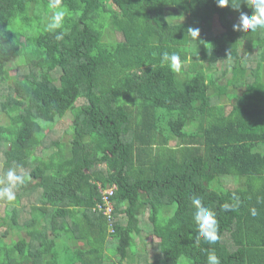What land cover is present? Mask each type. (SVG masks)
<instances>
[{
  "label": "trees",
  "instance_id": "obj_1",
  "mask_svg": "<svg viewBox=\"0 0 264 264\" xmlns=\"http://www.w3.org/2000/svg\"><path fill=\"white\" fill-rule=\"evenodd\" d=\"M51 2L0 0V180L25 176L0 199V264H122L148 254L136 248L144 221L160 264H208L212 250L220 264H264V29L232 27L252 9L60 0L62 28L49 32ZM106 25L117 42H103ZM165 52L180 72L161 65ZM98 185L116 186L113 231L93 211ZM193 196L216 213L214 244L196 242Z\"/></svg>",
  "mask_w": 264,
  "mask_h": 264
},
{
  "label": "clouds",
  "instance_id": "obj_2",
  "mask_svg": "<svg viewBox=\"0 0 264 264\" xmlns=\"http://www.w3.org/2000/svg\"><path fill=\"white\" fill-rule=\"evenodd\" d=\"M218 7L224 8L231 4L230 0H215ZM245 4L248 8L252 9V14L241 12L239 21L233 24V31L241 32H256L258 29H264V0H240V3ZM60 0H52L50 7L57 9L53 12L50 17L49 23L46 25L45 30L53 32L56 29L62 28L63 20L66 16V11L59 8ZM240 3L231 4L235 9L240 8ZM190 38L198 39L200 35V29L198 27H189L187 30ZM63 38V33L56 35V39L60 40ZM161 65H166L171 71L180 72L182 68L181 57L177 53H163L161 55ZM25 182V176L19 174L16 169L11 168L5 173L3 180H0V199H5L12 202L16 199V193L14 189L18 186L23 185ZM236 203H224L222 208L224 211H234L238 207V198ZM192 205L195 208L193 219L196 225L197 235L195 237L196 242L199 243L201 240L206 241L209 244H214L219 240V224L216 218V213L203 205L201 199L196 196L192 197ZM252 214H256V210L252 209ZM208 264H220L219 258L216 256L214 250L209 252Z\"/></svg>",
  "mask_w": 264,
  "mask_h": 264
},
{
  "label": "rangeland",
  "instance_id": "obj_3",
  "mask_svg": "<svg viewBox=\"0 0 264 264\" xmlns=\"http://www.w3.org/2000/svg\"><path fill=\"white\" fill-rule=\"evenodd\" d=\"M105 4L108 5L109 0H105ZM166 11L168 12L169 16L172 17V20H170V21L181 19V18H179V16H180L179 13L176 12L175 9L167 8ZM212 25H213L214 34L218 33L219 25H218L217 21L214 20ZM118 39H119V36L117 35V33L115 31H113L109 25H106V30H104L102 33L103 42H112V41L117 42ZM9 67L11 70L10 71L11 75L17 74V75L21 76L24 73V66H23L22 59L12 60L9 64ZM221 69H223V68H221ZM229 76H230L229 74L224 75L223 77L221 76L219 84H225L226 80H227V78H229ZM66 119H67V124H68L70 118L66 117ZM0 120H1L0 122H2V123L7 122L6 118L4 116H1ZM58 126L61 127L62 129L67 128V125H65V124L64 125H58ZM1 166H2V159H0V175L3 174V172L1 171L2 170ZM1 215H2V213H1ZM144 223H145V221L142 223V225L144 226L143 231H142L141 235L136 239V248H137V251L140 253L143 249V246H144V251H142V253L148 252V254L146 256H144V255L139 256L138 253L134 254V255L130 256L129 259L124 261L122 264H148V263L149 264H160V255L157 251L155 252V250H157V242L158 241L156 238L152 237L149 234L148 229L146 228ZM146 223H148V222H146ZM3 231H4L3 228H0V233H2ZM14 237H16V236H14ZM10 239L16 240V238L8 237L7 241H9ZM132 249L134 250V248H132ZM108 256L110 257V259L112 261L117 260L116 257L114 255H112L111 253H108ZM183 262L185 264H189L185 259Z\"/></svg>",
  "mask_w": 264,
  "mask_h": 264
},
{
  "label": "built area",
  "instance_id": "obj_4",
  "mask_svg": "<svg viewBox=\"0 0 264 264\" xmlns=\"http://www.w3.org/2000/svg\"><path fill=\"white\" fill-rule=\"evenodd\" d=\"M98 191L101 195V203H97L93 211L101 213L103 216H105L108 223L110 224V231H113L111 228L114 220L112 216V204L110 203L109 197L112 196L116 191V186L112 185L107 189H103L100 185H98Z\"/></svg>",
  "mask_w": 264,
  "mask_h": 264
}]
</instances>
